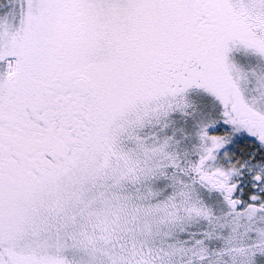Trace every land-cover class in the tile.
Returning a JSON list of instances; mask_svg holds the SVG:
<instances>
[{
	"label": "snow or ice",
	"instance_id": "1",
	"mask_svg": "<svg viewBox=\"0 0 264 264\" xmlns=\"http://www.w3.org/2000/svg\"><path fill=\"white\" fill-rule=\"evenodd\" d=\"M0 264H264V0H0Z\"/></svg>",
	"mask_w": 264,
	"mask_h": 264
}]
</instances>
